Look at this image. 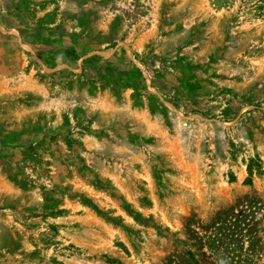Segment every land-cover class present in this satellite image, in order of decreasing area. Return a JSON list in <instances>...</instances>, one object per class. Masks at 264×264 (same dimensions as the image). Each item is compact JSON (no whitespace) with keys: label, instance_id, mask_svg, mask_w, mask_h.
Instances as JSON below:
<instances>
[{"label":"rangeland","instance_id":"1","mask_svg":"<svg viewBox=\"0 0 264 264\" xmlns=\"http://www.w3.org/2000/svg\"><path fill=\"white\" fill-rule=\"evenodd\" d=\"M0 264H264V0H0Z\"/></svg>","mask_w":264,"mask_h":264}]
</instances>
